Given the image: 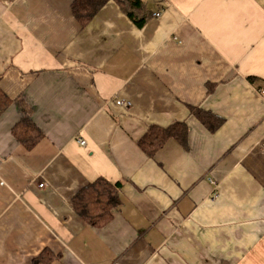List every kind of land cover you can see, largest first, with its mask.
I'll list each match as a JSON object with an SVG mask.
<instances>
[{
    "label": "crops",
    "instance_id": "crops-1",
    "mask_svg": "<svg viewBox=\"0 0 264 264\" xmlns=\"http://www.w3.org/2000/svg\"><path fill=\"white\" fill-rule=\"evenodd\" d=\"M73 1L0 0V264H264V0H141V28L114 2L83 28ZM24 105L31 150L12 135ZM174 122L186 148L140 150ZM98 179L122 184L99 228L72 208Z\"/></svg>",
    "mask_w": 264,
    "mask_h": 264
},
{
    "label": "trees",
    "instance_id": "trees-1",
    "mask_svg": "<svg viewBox=\"0 0 264 264\" xmlns=\"http://www.w3.org/2000/svg\"><path fill=\"white\" fill-rule=\"evenodd\" d=\"M108 2H114L137 28L143 27L151 16L146 3L141 0H74L70 7L71 14L84 28ZM248 80L253 81L252 78ZM207 87V94H210L214 84H208ZM11 104L12 101L0 89V117ZM23 111V116L12 129V135L26 150H31L43 140V134L31 119V109L24 105ZM189 111L210 133H214L221 125V121L208 111L195 107H189ZM187 138L188 128L185 123L174 122L166 127L152 125L138 140L137 145L145 155L154 158L170 140L186 148ZM121 185V183L111 184L103 179L94 181L73 197V211L83 222L92 227L105 226L111 219V211L120 205ZM55 261L56 257L49 250H43L32 264H54Z\"/></svg>",
    "mask_w": 264,
    "mask_h": 264
},
{
    "label": "built area",
    "instance_id": "built-area-1",
    "mask_svg": "<svg viewBox=\"0 0 264 264\" xmlns=\"http://www.w3.org/2000/svg\"><path fill=\"white\" fill-rule=\"evenodd\" d=\"M159 13L155 14L154 17H159ZM263 93H264V89H263ZM117 104L121 105L122 103L120 101L117 102ZM77 143L80 145V146H84L85 145V142L83 140H77ZM210 183H213L211 180H209ZM44 185L43 184H38V188L39 189H43Z\"/></svg>",
    "mask_w": 264,
    "mask_h": 264
}]
</instances>
